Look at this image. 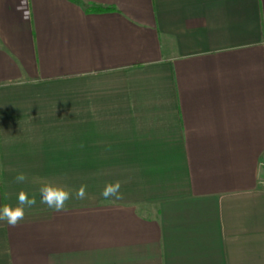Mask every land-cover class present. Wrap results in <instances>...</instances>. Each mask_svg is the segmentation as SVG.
<instances>
[{"label": "crops", "instance_id": "1", "mask_svg": "<svg viewBox=\"0 0 264 264\" xmlns=\"http://www.w3.org/2000/svg\"><path fill=\"white\" fill-rule=\"evenodd\" d=\"M22 190L0 264H264V0H0V206Z\"/></svg>", "mask_w": 264, "mask_h": 264}, {"label": "clouds", "instance_id": "2", "mask_svg": "<svg viewBox=\"0 0 264 264\" xmlns=\"http://www.w3.org/2000/svg\"><path fill=\"white\" fill-rule=\"evenodd\" d=\"M18 10H20L18 8ZM24 18H27L25 16ZM28 177L25 173L20 172L16 175L15 181L17 183H24ZM86 185H81L75 192L77 199H85L86 197ZM121 184L119 181L115 183H108L102 191V196L105 199L114 198L116 200L122 199L120 193ZM40 203L47 205L50 209L57 212L62 211L66 203L72 198V191L63 186L52 183L51 181H45L39 189ZM36 198H31L25 191H20L17 195V203L15 206L5 203L0 206V221L6 222L9 227H17L21 221L25 219L26 209L36 205Z\"/></svg>", "mask_w": 264, "mask_h": 264}, {"label": "trees", "instance_id": "3", "mask_svg": "<svg viewBox=\"0 0 264 264\" xmlns=\"http://www.w3.org/2000/svg\"><path fill=\"white\" fill-rule=\"evenodd\" d=\"M86 9H87L88 11L100 12V11H104V10H110V9H113V7H103V6H98V5L89 4V5H86Z\"/></svg>", "mask_w": 264, "mask_h": 264}]
</instances>
